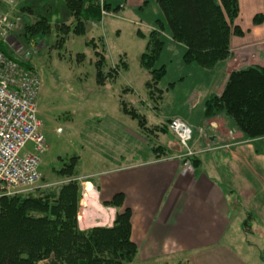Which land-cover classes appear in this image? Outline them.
Listing matches in <instances>:
<instances>
[{
    "label": "trees",
    "instance_id": "1",
    "mask_svg": "<svg viewBox=\"0 0 264 264\" xmlns=\"http://www.w3.org/2000/svg\"><path fill=\"white\" fill-rule=\"evenodd\" d=\"M137 1L140 5L136 13L141 20L148 18L146 22L151 27L146 37L137 30V36L146 39L139 64L150 76L145 85L151 95L160 93L157 86L164 78L171 80L175 77L169 85L173 87L177 81L185 83L191 72L214 77L218 68L231 56V37L243 34L235 25L239 15L238 0ZM63 4L73 23L56 27L62 36L57 42L59 46L64 44L68 35L84 36L87 25L99 24L102 16L121 9L115 0H63ZM151 5L157 7L161 17L151 16L146 10ZM23 9L31 11L30 7ZM263 21L264 16L258 14L254 16L252 25H261ZM20 25L18 38H24L27 43L33 38L37 40L36 46L41 41L46 42L51 30L43 16L34 24L28 21L22 24L20 20ZM85 44L93 51L98 86L115 81L126 69L124 61L107 67L102 42L101 51L94 39ZM0 51L9 56L1 44ZM81 57L79 54L78 58ZM170 57L177 59L180 68L177 75L171 65L167 68L166 60ZM23 64L31 68L28 63ZM200 107L197 118L191 119L195 125L205 120L224 118L233 130L241 134L239 141L251 143L256 154H264V66L232 71L221 94L207 96ZM121 108L144 130L152 134H170L168 125L173 118L161 126L147 128L143 115L127 108L123 102ZM152 150L156 159L171 153L160 147ZM196 160L193 157L188 159L194 168L198 167ZM75 162L76 158H71L70 163L59 171L69 181L55 191H45L38 196H31L30 192L0 201V264H38L50 258L57 264H134L137 247L131 241V212L129 209L119 211L124 201L122 194L102 203L104 207L117 210L111 227L79 229L77 213L82 198L81 183L85 181H77L76 177L72 179ZM253 220L250 213L245 214L241 223L244 234H253ZM260 259L264 263V252H260Z\"/></svg>",
    "mask_w": 264,
    "mask_h": 264
},
{
    "label": "crops",
    "instance_id": "2",
    "mask_svg": "<svg viewBox=\"0 0 264 264\" xmlns=\"http://www.w3.org/2000/svg\"><path fill=\"white\" fill-rule=\"evenodd\" d=\"M238 2L235 25L243 34L231 37V56L214 73L215 79L194 88V101L199 98L200 105L207 96L221 94L232 71L264 66V21L252 25L254 16H264V0ZM139 5L135 0V13ZM151 14L161 17L157 7ZM229 124L219 118L194 127L197 138L192 137L189 145L195 151L197 168L186 169L177 158L182 149L175 138L174 148L169 140L152 147L171 152L167 157L156 159L151 148L152 157L121 162L103 170L95 180L82 179L79 229L111 227L117 210L102 203L122 194L119 211L130 210L131 241L137 247L134 264H264L260 252L257 257L251 254L254 243L247 242L246 250L235 251L237 237L244 233L241 225L231 230L233 220L241 218L242 223L250 213L252 231L264 241V154H256L251 143L239 141L241 134ZM38 264L57 263L50 258Z\"/></svg>",
    "mask_w": 264,
    "mask_h": 264
},
{
    "label": "rangeland",
    "instance_id": "3",
    "mask_svg": "<svg viewBox=\"0 0 264 264\" xmlns=\"http://www.w3.org/2000/svg\"><path fill=\"white\" fill-rule=\"evenodd\" d=\"M115 1L121 5L119 11L102 16L99 24L87 25L84 36L68 35L60 46L57 42L62 36L56 27L73 23L63 0H14L11 6L0 5V9L22 20V24L25 21L34 24L43 16L51 29L46 42L41 41L37 46V40L33 38L29 43L24 38H18V44L14 42L20 47V60L29 64L40 82L37 119L47 149L40 157V179L29 194L31 196L55 191L67 183L69 179L59 171L70 163L71 158H76L72 179L80 176L84 178H76L77 181H83L87 176L94 179L103 170L121 162L152 157L151 148L162 145V141L169 140L171 148H174L173 135H154L144 130L137 120L122 111L121 102L143 115L147 128L161 126L170 117H179L192 130L193 139L197 138L198 130L194 129L197 126L192 120L197 118L201 107L199 98L194 101L192 93H195L197 83L203 85L215 77L191 72L185 83L177 81L173 87L169 85L175 77L172 76L173 80L164 78L157 86L160 93L151 95L145 85L150 76L139 64L146 39L137 36V30H140L146 37L149 26L133 11L135 0ZM25 7H30L31 11L24 10ZM154 9L156 7L151 5L146 10L153 13ZM91 39L97 42L99 51L101 42L104 45L108 68L120 61L126 64V69L115 81L106 82L103 86L96 84L95 58L85 44ZM12 53L18 55L14 51ZM79 54H82L81 58H78ZM166 61L167 68L171 65L174 73L180 70L176 58L170 57ZM203 133L199 130L200 136ZM240 219L233 220L231 230H238ZM262 239L258 233L239 235L235 251L238 248L246 250L247 242L254 243L256 246L250 251L257 257L259 252H264ZM257 264L261 263L257 261Z\"/></svg>",
    "mask_w": 264,
    "mask_h": 264
},
{
    "label": "built area",
    "instance_id": "4",
    "mask_svg": "<svg viewBox=\"0 0 264 264\" xmlns=\"http://www.w3.org/2000/svg\"><path fill=\"white\" fill-rule=\"evenodd\" d=\"M13 1L0 0V5L11 6ZM20 27L17 17L0 9V44L9 53L0 51V201L32 192L40 179V157L47 149L37 119L39 78L24 66L20 47L14 43L18 44ZM168 128L183 150L177 158L190 169L188 159L195 151L189 145L192 133L188 124L173 118Z\"/></svg>",
    "mask_w": 264,
    "mask_h": 264
}]
</instances>
